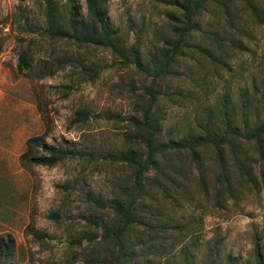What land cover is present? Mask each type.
I'll use <instances>...</instances> for the list:
<instances>
[{"label": "rangeland", "instance_id": "374dc122", "mask_svg": "<svg viewBox=\"0 0 264 264\" xmlns=\"http://www.w3.org/2000/svg\"><path fill=\"white\" fill-rule=\"evenodd\" d=\"M54 1L63 16L73 7L87 18L84 0ZM179 1L105 0L111 48L50 38L37 0H0V264H255V234L264 260V161L240 141L247 179L225 148L220 160L198 148L197 164L186 150L159 156L143 172L134 223L120 246L114 238V203L132 186L122 158L144 156L138 123L149 92L158 141L221 124L226 101L236 123L264 121V0L206 3L170 72L151 82V58L182 19ZM77 109L87 118L69 124ZM41 143L81 155L32 164Z\"/></svg>", "mask_w": 264, "mask_h": 264}, {"label": "trees", "instance_id": "16d2710c", "mask_svg": "<svg viewBox=\"0 0 264 264\" xmlns=\"http://www.w3.org/2000/svg\"><path fill=\"white\" fill-rule=\"evenodd\" d=\"M37 1L43 6L45 26L42 31L48 37H66L78 44L89 43L104 47H115V30L109 27L108 20L104 16L105 0H84L87 18H84L73 7H70L68 12L63 16L62 13L60 14L58 11L57 3L54 0ZM211 1L212 0H180L178 2L181 8L180 15L182 19L179 20L180 24L174 26L170 30L172 37L169 40H165L162 46L163 52L161 53V57L151 58L152 64L151 70L149 71L151 82L159 77L166 76V74L170 72V66L173 64L176 56L180 54L181 48L187 45L191 33L197 29L194 23L196 15H199L203 6ZM219 3L220 2H217V4ZM223 7L225 18L227 21H230L231 18L224 4ZM248 9L254 18H259L255 5L249 4ZM210 37L215 41V34H210ZM201 49L205 51L207 48L201 46ZM27 65L26 52H20L17 62L18 71L21 72ZM262 94L264 100V91ZM154 100L155 95L149 92L146 99V107L138 123L139 130L145 133L144 136L139 138L140 142L143 144L144 156L125 154L122 158L131 169L132 186L131 189L125 191L123 198L116 201L113 206V210L117 216L113 234L118 246H120L119 243L123 233L134 223L133 221L136 213L135 206L141 201V196L145 191L144 186L147 179L142 177L143 172L151 167L157 168L156 163L160 158L159 156L164 157L168 152L181 154L183 150H186L190 154L191 160L197 164L195 160H197L196 158L198 157V148L213 147L217 160L221 159L223 155V153L221 154L222 149L225 148L228 152L231 166L236 168L239 171V175L245 179L248 178L249 171L246 164L236 155L234 150L235 144L239 145L240 142L252 143L260 159L264 161V121L258 125H249L246 116L241 115L239 123H236L232 114L227 111L228 101L223 102L220 108V113L222 115L221 124L212 126L210 121H207L204 123L202 133L197 136L187 138L181 137L177 140L167 139L165 141H158L156 139L158 130L149 114ZM86 118V110L77 109L69 120V124L83 121ZM37 139L39 138L36 136L28 138L26 139V144ZM40 149L44 154L30 157L29 161L32 164L50 167L65 158H73L81 155V153L61 145H47L41 143ZM23 153H21L20 156L23 155ZM225 173L226 171L223 170V168L218 172L219 176H221L220 178L227 181ZM224 187L230 188L228 181L225 182ZM9 244L10 242L7 241L5 247H9ZM259 250V237L255 234L253 236V256L255 264H264L263 256Z\"/></svg>", "mask_w": 264, "mask_h": 264}]
</instances>
